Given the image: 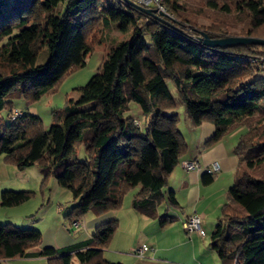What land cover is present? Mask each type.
<instances>
[{"label": "trees", "instance_id": "16d2710c", "mask_svg": "<svg viewBox=\"0 0 264 264\" xmlns=\"http://www.w3.org/2000/svg\"><path fill=\"white\" fill-rule=\"evenodd\" d=\"M61 1L0 0L2 159L20 170L37 164L43 178L52 176L70 191L75 203L65 216L71 223L87 212L97 217L119 209L125 194L138 186L132 208L164 227L174 218L159 216L157 208L177 206L174 192L164 188L186 151L172 86L193 125H214L206 146L242 127L234 148V179L208 244L219 264H264V77L256 76L261 58L254 57L264 59V46L202 44L200 32L212 39L227 34L217 23L194 26L192 9L176 0H161L165 13L134 0L154 11L146 13L126 0H67L58 16ZM200 1L212 10L231 11L220 0ZM235 5L247 10L253 28L242 36L264 38L254 32L264 25V0H236ZM111 22L128 37L107 44L99 68L75 89L78 96L51 111L47 130L38 115L22 110V116L7 118L2 127L1 113L7 117L14 109L11 96L34 101L54 92L69 73L84 66ZM44 47L48 58L39 65L36 58ZM247 57L258 59L252 63ZM132 103L141 118L130 115ZM77 145L84 148V160L76 157ZM29 196V191H1L0 204L17 205ZM117 226V219L107 220L88 239L63 251L50 246L33 250L41 242L38 229L0 224V260L39 256L48 264H123L103 256Z\"/></svg>", "mask_w": 264, "mask_h": 264}, {"label": "crops", "instance_id": "0c3cea01", "mask_svg": "<svg viewBox=\"0 0 264 264\" xmlns=\"http://www.w3.org/2000/svg\"><path fill=\"white\" fill-rule=\"evenodd\" d=\"M46 93L56 95L59 92L55 90L52 93L49 91ZM70 93L68 90L65 92L64 100L67 97L76 98L70 96ZM48 103L49 105L44 108L50 110V117L48 116L50 125L51 111L56 107L52 108L51 102L48 101ZM179 105L176 104L177 113L178 108H182ZM29 106L32 108V105ZM130 111L134 117L140 118L138 116L140 110L136 105H130ZM33 114L39 115L35 111ZM182 114L183 118H179L177 126L186 141V151L169 175L164 188V191L174 192L178 204L173 207L162 204L157 208L159 216L171 215L174 218L173 222L160 227L159 224L157 225V219L138 214L131 206L132 197L139 188L136 186L125 194L119 209L97 217L88 214L90 217H87L85 221L82 220V226L78 229L66 226L67 229L49 230L44 238L41 235L39 247L50 246L68 251L69 247L88 239L97 225L115 218L118 226L108 243L111 250L103 251V256L108 261L123 264H219L218 257L209 247V237L220 216L221 207L227 201V191L234 179L238 165L234 148L243 129L242 127L233 128L220 140L211 146H206L205 142L214 133V125L210 122H202L195 126L184 112ZM43 129L48 128L43 126ZM182 160H195L197 167L193 170H185L181 166ZM215 163L219 167L216 171L213 170ZM1 166H5L2 156H0ZM34 172L36 175L40 174L38 167L34 169ZM205 174L211 177L210 181H204ZM193 213L201 215V225L205 232L203 237L196 233H185L182 228V221ZM36 229L39 230V228ZM141 245H146L148 250L142 255H135L132 249ZM12 260L15 259L0 260V263L13 264Z\"/></svg>", "mask_w": 264, "mask_h": 264}, {"label": "rangeland", "instance_id": "374dc122", "mask_svg": "<svg viewBox=\"0 0 264 264\" xmlns=\"http://www.w3.org/2000/svg\"><path fill=\"white\" fill-rule=\"evenodd\" d=\"M235 1L220 0L219 3L230 4V12L226 13L225 11L219 9H210L203 4L200 0H176L178 4L184 3L186 6L192 9L191 12V23L196 27L208 26L212 23H217L221 25L227 35L233 36H242L245 35L246 31H252L253 28L249 24L248 12L246 9L236 10ZM171 1L170 3H172ZM67 0L61 1L56 7V15L61 16L66 8ZM184 27L189 30L190 27L184 25ZM257 34H264V25L254 30ZM128 37L127 33H121L117 30V24L111 22L105 25L102 29L101 38L103 42L98 44L94 51L90 52L85 58L84 66L77 68L73 72L69 73L62 82L56 88V91L59 93L56 95H48L44 93L38 100L28 101L20 95H13L10 97L14 108H20L25 113H33V111L38 112V116L41 117L42 125L46 128L49 127L50 110L49 108H44L48 106L49 102L52 108L62 107L64 104V94L68 90L70 96L77 97L78 93L75 90L79 86H83L87 83L89 78L94 74V72L101 65L103 56L107 52V44H112L120 40H124ZM262 53L261 51L259 52ZM254 57H259L254 58ZM247 57L246 59L249 62L260 61L259 67L260 71L256 73V76L264 77V59L261 56ZM48 58L47 48H42L37 55L36 63L41 65L46 62ZM73 88V89H72ZM171 90L176 98L178 104H180L176 92ZM48 97H51L50 99ZM49 99V100H48ZM32 105V108L29 106ZM131 105H136L132 103ZM182 108H178L179 118H183V106L179 105ZM33 110V111H32ZM130 111V115H132ZM2 127L8 123L6 117V112L1 113ZM47 116V117H46ZM140 118L141 116L138 115ZM47 130V129H46ZM76 157L78 160H84L86 158V153L82 145H77L76 148ZM2 162L5 166L0 167V193L1 191H29L30 196L24 202L17 205H1L0 204V224L11 223L20 228H30L36 229L39 228L41 235L46 236V233L49 230H55L56 228H68L66 226L72 227L71 221L65 216L70 212L71 207L74 205L75 201L72 197V194L67 189L60 186L55 178L52 176L48 178H43L40 174H35L34 169H36L37 164L34 166L26 167L22 170L18 169L13 164L7 163L2 159ZM131 193V191L129 192ZM127 194V193H126ZM126 196V195H125ZM87 212L81 221L87 220ZM80 219V218H78ZM157 225H158V221ZM82 226V225H81ZM80 226V227H81ZM36 227V228H35ZM78 227V228H80ZM73 228V229H78ZM42 239V237H41ZM41 243V242H40ZM39 247V246H37ZM114 246H111V248ZM106 250L109 249L107 246ZM111 250V249H109ZM13 264H48L46 258L39 257H29V258H16L12 260Z\"/></svg>", "mask_w": 264, "mask_h": 264}, {"label": "built area", "instance_id": "2783aa9c", "mask_svg": "<svg viewBox=\"0 0 264 264\" xmlns=\"http://www.w3.org/2000/svg\"><path fill=\"white\" fill-rule=\"evenodd\" d=\"M136 3L148 7L152 6L155 8V10L159 13H165L166 9L162 5L161 0H134ZM23 115V112L19 109L14 108L10 113H8L7 118L12 120L15 118H18ZM135 123L138 125L140 124V121L138 119L134 120ZM181 166L185 170H193L197 167V162L195 160H185L181 161ZM218 165L215 163L213 165V170H218ZM73 228H78L82 225L81 219H75L72 223ZM182 228L185 233H196L198 236L203 237L205 232L201 225V215L197 213H193L190 216H188L185 220L181 223ZM146 250H148V247L146 245H141L140 247H136L132 249V252L135 255H142Z\"/></svg>", "mask_w": 264, "mask_h": 264}, {"label": "water", "instance_id": "95a60500", "mask_svg": "<svg viewBox=\"0 0 264 264\" xmlns=\"http://www.w3.org/2000/svg\"><path fill=\"white\" fill-rule=\"evenodd\" d=\"M127 2L131 3L138 9L146 12L152 13L154 10L151 8H144L138 4H136L132 0H126ZM198 41L202 44L212 47V48H226L232 47L237 45H263L264 46V38L260 37H253V36H233V35H226L221 38H210L206 33L200 32V35L197 37Z\"/></svg>", "mask_w": 264, "mask_h": 264}]
</instances>
